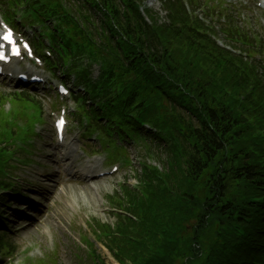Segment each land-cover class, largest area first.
<instances>
[{
    "label": "trees",
    "instance_id": "trees-1",
    "mask_svg": "<svg viewBox=\"0 0 264 264\" xmlns=\"http://www.w3.org/2000/svg\"><path fill=\"white\" fill-rule=\"evenodd\" d=\"M81 1L72 8L76 17L58 0H37L33 9L38 20L56 24L51 36L59 59L87 93L83 112L108 118L126 134L151 123L169 148L168 172L144 162L137 177L146 187L133 192L125 186L123 196L110 199L132 217L120 214L114 225L97 221L96 240L122 264H264V64L253 58L263 46L227 15L226 39L242 43L236 44L249 55L245 60L221 48L214 28L197 15L198 0H189L191 12L182 0H163L167 17L162 21L148 10L151 24L136 6L143 0ZM95 65L109 75L102 86L92 79ZM5 97L1 191L14 188L4 177L13 139L34 136L33 121L26 132L9 125L1 107ZM14 99L25 119L34 98L20 93ZM179 197L185 201L178 203ZM258 198L262 204L254 202ZM8 199L0 197V223ZM236 227L244 229L243 237ZM5 240L0 238V251ZM58 257L38 264H59ZM91 257L107 264L95 250Z\"/></svg>",
    "mask_w": 264,
    "mask_h": 264
},
{
    "label": "rangeland",
    "instance_id": "rangeland-1",
    "mask_svg": "<svg viewBox=\"0 0 264 264\" xmlns=\"http://www.w3.org/2000/svg\"><path fill=\"white\" fill-rule=\"evenodd\" d=\"M223 1L229 7L238 3L235 6L237 17L242 18L245 14L246 20L251 19L253 31L259 32L258 22L264 19V9L255 12L252 6L257 3L264 5V0H220L221 3ZM146 5L162 17L166 16L160 0H149ZM217 38L224 41L222 36ZM11 90L0 87V92L10 93ZM42 104L46 123L39 129L41 138L33 150L35 164L13 172L27 197L24 201L15 202L7 211L8 239L17 249L13 261L4 263L28 264L25 259L29 252L28 256L39 259L51 255L56 248L59 264H94L87 250L79 249L77 243L85 236L94 240L91 230L94 221L115 222L108 198L121 192L120 185L126 180L132 185L136 183L135 172L140 169L142 156L138 147L130 143L127 147L133 160L132 167L122 166L120 174L114 178L81 183L78 179L81 168L88 166L102 170L103 165L99 161L93 163L97 158L82 153L84 143L79 140L77 130L68 136L64 147H59L52 133L55 106L48 100ZM70 106L74 107L72 103ZM25 250L27 254L23 253ZM96 250L112 263L111 255L102 243H96Z\"/></svg>",
    "mask_w": 264,
    "mask_h": 264
},
{
    "label": "snow or ice",
    "instance_id": "snow-or-ice-1",
    "mask_svg": "<svg viewBox=\"0 0 264 264\" xmlns=\"http://www.w3.org/2000/svg\"><path fill=\"white\" fill-rule=\"evenodd\" d=\"M2 39L7 40L9 43H13L12 34L10 31L7 32V34L5 36H3ZM14 54H18V53L14 52ZM3 59H5L4 54L2 52H0V60H3ZM58 126L59 127L63 126V120L62 119L58 122Z\"/></svg>",
    "mask_w": 264,
    "mask_h": 264
}]
</instances>
